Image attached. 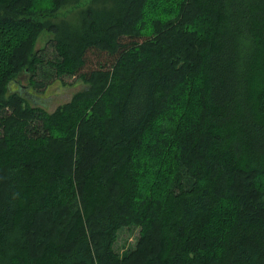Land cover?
<instances>
[{
    "label": "trees",
    "instance_id": "16d2710c",
    "mask_svg": "<svg viewBox=\"0 0 264 264\" xmlns=\"http://www.w3.org/2000/svg\"><path fill=\"white\" fill-rule=\"evenodd\" d=\"M0 264H264V0H0Z\"/></svg>",
    "mask_w": 264,
    "mask_h": 264
},
{
    "label": "rangeland",
    "instance_id": "374dc122",
    "mask_svg": "<svg viewBox=\"0 0 264 264\" xmlns=\"http://www.w3.org/2000/svg\"><path fill=\"white\" fill-rule=\"evenodd\" d=\"M61 11L57 13V15H59L56 17L57 19H52L51 17L50 20L60 25L61 18H67L65 22H70L74 19L69 18L72 16H70L71 10L69 8L63 12ZM51 40L52 35L50 33L42 32L37 37L35 43V50L39 52L42 64L38 66L36 75L33 79L41 84L40 87L28 88L29 86H26V75L20 77V84L18 85V89H21L22 94H24V91L30 92L31 95H25V98L29 100L28 102L31 106L41 108L47 113L52 112L57 106L67 102L76 91L83 89V85L80 82H74L75 80L73 78L62 77L58 80L54 77L53 71L49 65L56 57ZM62 83L66 85L62 86ZM136 237L137 228L121 229L117 233V238L113 246L114 251L119 255L129 251L134 246Z\"/></svg>",
    "mask_w": 264,
    "mask_h": 264
}]
</instances>
